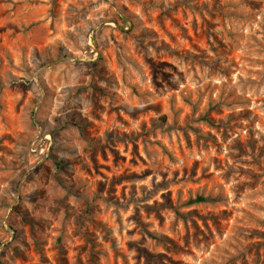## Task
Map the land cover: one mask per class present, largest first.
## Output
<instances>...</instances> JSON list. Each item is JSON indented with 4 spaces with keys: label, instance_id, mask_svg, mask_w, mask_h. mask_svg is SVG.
I'll list each match as a JSON object with an SVG mask.
<instances>
[{
    "label": "rangeland",
    "instance_id": "1",
    "mask_svg": "<svg viewBox=\"0 0 264 264\" xmlns=\"http://www.w3.org/2000/svg\"><path fill=\"white\" fill-rule=\"evenodd\" d=\"M0 264H264V0H0Z\"/></svg>",
    "mask_w": 264,
    "mask_h": 264
},
{
    "label": "trees",
    "instance_id": "2",
    "mask_svg": "<svg viewBox=\"0 0 264 264\" xmlns=\"http://www.w3.org/2000/svg\"><path fill=\"white\" fill-rule=\"evenodd\" d=\"M211 120V119H210ZM207 200V197L204 196H198L196 199H194L192 202H204Z\"/></svg>",
    "mask_w": 264,
    "mask_h": 264
}]
</instances>
